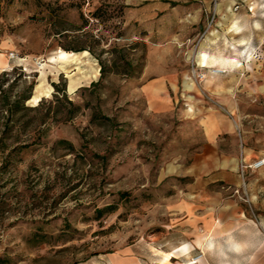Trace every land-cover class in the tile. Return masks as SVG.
Segmentation results:
<instances>
[{
	"label": "rangeland",
	"instance_id": "1",
	"mask_svg": "<svg viewBox=\"0 0 264 264\" xmlns=\"http://www.w3.org/2000/svg\"><path fill=\"white\" fill-rule=\"evenodd\" d=\"M0 77L36 81L0 122V264H264V0H0ZM211 197L253 222L199 233Z\"/></svg>",
	"mask_w": 264,
	"mask_h": 264
},
{
	"label": "crops",
	"instance_id": "2",
	"mask_svg": "<svg viewBox=\"0 0 264 264\" xmlns=\"http://www.w3.org/2000/svg\"><path fill=\"white\" fill-rule=\"evenodd\" d=\"M175 74L177 73L171 72L166 76L150 80L144 85V90L147 91L149 89L168 88V84L172 86ZM203 122V125L205 127L204 134L206 140L212 145H216L222 134H233V132L235 131L233 123L227 117H224L220 114H210L206 116V118H204ZM200 179L203 180V178L201 177L195 180V186H193L192 189L193 192H195V194L199 196L204 195V193H206L205 187L203 188L201 186L202 181H199ZM207 179L212 183L224 181L229 184H234L238 180V176L233 170L226 171L222 169L221 171L212 174ZM216 199L217 197L208 198L207 202H212V206H208L209 210L207 209L202 210L200 212H196L195 204L193 203H186L184 206L181 207V209H183L181 211L189 214L188 224L191 225L194 229H196V231H198L199 233L205 232L208 234L215 232L218 234L222 233L221 229H226L227 233H232L236 228L244 227L253 222L252 219H249L246 214L242 211L240 212L239 210H237L235 214L234 211L228 213L222 208L218 209V202L216 201ZM213 207L217 208H215V210L212 212L210 209H214Z\"/></svg>",
	"mask_w": 264,
	"mask_h": 264
},
{
	"label": "trees",
	"instance_id": "3",
	"mask_svg": "<svg viewBox=\"0 0 264 264\" xmlns=\"http://www.w3.org/2000/svg\"><path fill=\"white\" fill-rule=\"evenodd\" d=\"M64 52L67 53H76L74 51H69L68 49L65 50L63 49ZM87 52V51H85ZM104 67L102 66L103 70ZM7 74L4 73L3 76H5ZM2 76V77H3ZM95 84V83H93ZM36 86V81H32L29 86H27L26 89H24L22 92H20L18 95L15 96V98H13V93H12V89L11 87L8 89H4L3 88V83L1 81V77H0V122L2 120V118L8 117L7 122L5 123V129H7L9 127V122H15V120L12 117H15L19 112H21L23 109L24 110H28L31 109L32 107H30L29 105H27V102L33 97V91L35 89ZM57 86V84L55 85ZM40 104H38L39 106ZM5 140L4 137L2 136L0 138V145L4 146L5 145ZM7 146V145H5Z\"/></svg>",
	"mask_w": 264,
	"mask_h": 264
},
{
	"label": "built area",
	"instance_id": "4",
	"mask_svg": "<svg viewBox=\"0 0 264 264\" xmlns=\"http://www.w3.org/2000/svg\"><path fill=\"white\" fill-rule=\"evenodd\" d=\"M241 158L242 159H241L240 170H241L242 175L247 169L259 170V169L264 168V153L261 156H259L257 159L251 162L247 161V157L244 155H242Z\"/></svg>",
	"mask_w": 264,
	"mask_h": 264
},
{
	"label": "bare ground",
	"instance_id": "5",
	"mask_svg": "<svg viewBox=\"0 0 264 264\" xmlns=\"http://www.w3.org/2000/svg\"><path fill=\"white\" fill-rule=\"evenodd\" d=\"M66 54H68V53H66V52H62V55L64 56V55H66ZM199 57H201V64H203V65H207V63H204V62H207V55L206 54H200V56ZM52 59H54V60H57V56H54V57H52ZM41 85V84H40ZM39 86V85H38ZM192 112V111H191ZM168 256H170V258H171V255L170 254H168Z\"/></svg>",
	"mask_w": 264,
	"mask_h": 264
}]
</instances>
